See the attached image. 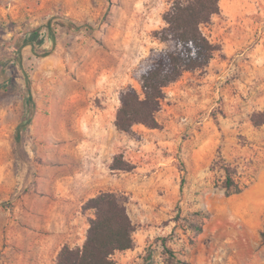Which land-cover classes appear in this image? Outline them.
<instances>
[{
  "label": "rangeland",
  "instance_id": "374dc122",
  "mask_svg": "<svg viewBox=\"0 0 264 264\" xmlns=\"http://www.w3.org/2000/svg\"><path fill=\"white\" fill-rule=\"evenodd\" d=\"M172 1L0 0V264H56L63 243L82 246L94 217L82 207L104 191L127 195L135 224V245L115 264H264V126L250 119L259 110L243 94L198 92L264 87V58L257 73L211 80L210 63L185 72L165 89L160 128L112 125L121 92H141L148 58L165 47L154 32ZM220 4L203 26L215 54L262 42L264 56V0ZM95 110L108 119L99 171L87 162ZM141 149L147 163L172 158L175 181L136 169L125 152ZM120 153L133 170L110 168ZM227 167L240 193L227 194Z\"/></svg>",
  "mask_w": 264,
  "mask_h": 264
},
{
  "label": "trees",
  "instance_id": "16d2710c",
  "mask_svg": "<svg viewBox=\"0 0 264 264\" xmlns=\"http://www.w3.org/2000/svg\"><path fill=\"white\" fill-rule=\"evenodd\" d=\"M220 13V0L172 1L163 14L165 25L154 32L165 47L153 51L148 58L139 78L141 92L132 85L121 92V104L115 119L118 130L131 133L136 124L161 127L157 114L166 96V87L187 71L204 70L214 58L218 47L204 33L203 26ZM29 42L31 40L26 41ZM250 119L256 127L264 125V108L253 112ZM110 168L131 171L135 165L120 153L114 156ZM224 187L228 195L240 193L243 189L233 178L230 167L226 168ZM82 208L94 212V217L89 219L86 240L82 246L64 244L56 264H115L116 252L135 245V224L128 210L127 195L104 191L89 198ZM191 226L202 230L201 224ZM262 236L264 238V231Z\"/></svg>",
  "mask_w": 264,
  "mask_h": 264
},
{
  "label": "crops",
  "instance_id": "0c3cea01",
  "mask_svg": "<svg viewBox=\"0 0 264 264\" xmlns=\"http://www.w3.org/2000/svg\"><path fill=\"white\" fill-rule=\"evenodd\" d=\"M262 46V42L257 44V47H254L252 50L247 51V53H240L237 54L233 50H227L226 56L220 55V54H215L214 58L210 62V67L208 69L210 70V78L212 79H218V78H224L229 75H235L243 72H254L257 73L260 71V68L262 66V60L264 56L262 55V52H260ZM210 86V84H204L202 87H198L199 90L198 92L200 93H206V91L210 92L211 94L217 93L219 90H222L223 92L226 93V95L231 98V100H240L242 99V94L246 96V103L248 107H250L252 112L254 110H262L264 108V87H207ZM169 88L166 87V89ZM246 105V106H247ZM96 115V118L95 116ZM99 123V127H101V131L98 134V139L96 138H90V143H88L89 147L91 149L88 150V154L91 158H94V161H87L89 164V167L91 168V171H96L99 162V156L97 151H101V148L99 145L101 143L99 142L101 139L104 140V130L107 128L108 124V119L107 116L103 113L97 112L96 110L93 111V114L90 115L89 120L90 121H95ZM115 118L113 117L112 119V125L115 126L114 124ZM264 126V125H263ZM256 127V126H254ZM92 140V141H91ZM148 149L146 150H140V151H127L125 152V155L130 158L135 164H137L136 169H148V168H153L156 177H159L160 179L162 178L163 174H165V177L162 178V180H173L175 181V178L179 174V170L177 168L176 164H173V161L170 159L162 160L158 159V162L154 161L153 163H147L143 160V158L146 157H151L152 153L147 152ZM98 156V158H96ZM155 157V155H153ZM139 161V163H138ZM160 164H165L163 168H161ZM155 179V177L153 176ZM88 182L92 185L95 184L96 182H99V180H93L87 179ZM93 186V185H92ZM65 243L62 244V246L59 248V251L63 247ZM57 253V254H58Z\"/></svg>",
  "mask_w": 264,
  "mask_h": 264
}]
</instances>
